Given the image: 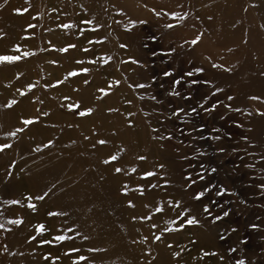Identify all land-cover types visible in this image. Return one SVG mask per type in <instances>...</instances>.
Segmentation results:
<instances>
[{
    "label": "rangeland",
    "instance_id": "rangeland-1",
    "mask_svg": "<svg viewBox=\"0 0 264 264\" xmlns=\"http://www.w3.org/2000/svg\"><path fill=\"white\" fill-rule=\"evenodd\" d=\"M139 263L264 264V0H0V264Z\"/></svg>",
    "mask_w": 264,
    "mask_h": 264
},
{
    "label": "bare ground",
    "instance_id": "bare-ground-1",
    "mask_svg": "<svg viewBox=\"0 0 264 264\" xmlns=\"http://www.w3.org/2000/svg\"><path fill=\"white\" fill-rule=\"evenodd\" d=\"M12 10V9H11ZM76 83V82H75ZM103 120V119H102ZM106 124V123H105ZM113 131V130H112ZM101 140V139H100ZM123 142V141H122ZM124 144V143H123ZM141 154V153H140ZM126 157V156H125ZM127 161V160H126ZM112 165V164H111ZM126 165V164H125ZM88 184V183H87ZM112 185H114L113 183H112ZM21 187V186H20ZM114 187V186H113ZM136 187H137V185H136ZM25 195V194H24ZM27 196V195H26ZM23 198V197H22ZM32 198V197H31ZM24 199V198H23ZM33 200V199H32ZM26 201V200H25ZM24 201V202H25ZM30 201V200H29ZM30 203V202H29ZM28 203V204H29ZM128 203V202H127ZM33 204V203H32ZM38 204V203H37ZM144 206V205H143ZM33 207V206H32ZM35 207V206H34ZM33 207V208H34ZM106 208V207H105ZM36 209V208H35ZM38 209V208H37ZM45 209V208H44ZM31 211V210H30ZM33 212V211H32ZM44 214V213H43ZM25 216V215H24ZM129 216V215H128ZM140 217V216H139ZM32 219H33V217H32ZM33 224V223H32ZM34 226V225H33ZM71 228V227H70ZM19 232V231H18ZM20 234V233H19ZM107 234V233H106ZM107 235H110V234H107ZM100 236V235H99ZM111 236V235H110ZM91 237H93V236H91ZM101 237V236H100ZM98 239V238H97ZM107 239V238H106ZM19 240V239H18ZM152 241H153V239H152ZM92 242V241H91ZM103 243H105V242H103ZM114 243V242H113ZM92 244V243H91ZM133 245V244H132ZM16 247V246H15ZM160 247V246H159ZM17 248V247H16ZM143 248V247H142ZM58 250V249H57ZM144 251H146L145 249H143ZM160 251V250H159ZM143 252V251H142ZM152 254V253H151ZM150 254V255H151ZM18 256V255H17ZM142 257V256H141ZM123 261H124V259H123ZM147 263H148V261H146ZM162 262V261H161ZM131 263V262H130ZM140 264V263H139ZM146 264V263H145Z\"/></svg>",
    "mask_w": 264,
    "mask_h": 264
}]
</instances>
